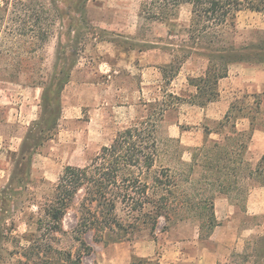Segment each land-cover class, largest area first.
I'll return each instance as SVG.
<instances>
[{"label":"rangeland","instance_id":"rangeland-1","mask_svg":"<svg viewBox=\"0 0 264 264\" xmlns=\"http://www.w3.org/2000/svg\"><path fill=\"white\" fill-rule=\"evenodd\" d=\"M147 1L89 0L81 27L70 26L74 18H84L73 10L63 14L65 25L58 18L51 23L48 38L29 56L42 62L45 83L61 64L71 76L61 95V107H51L47 118L42 86H33L26 78L0 79V226L4 228L3 233L28 234L31 224L44 215L47 204L53 200L66 166L89 164L121 130L149 119L156 125L159 145L155 168L170 169L176 182L172 198L179 213L173 214L170 221L160 219L156 239L149 224L142 220L137 221L134 231L124 239L119 238V231L107 229L102 241H96L94 232H89L86 238L93 253L84 257L85 264H130L134 256L144 257L141 254H153L151 257L158 258L161 264H264V240L261 239L264 237V190L255 195V203L263 206V211L246 213L250 189L264 187L263 179L249 177V170L260 161L264 138L257 139L255 144L251 141L243 156V175L238 184L232 185L234 190L220 192L215 198L216 201L228 197L234 204L231 213L222 205L217 210L222 222L224 216L231 214L227 218L233 221V237L226 239L220 231L210 238L208 227L203 224L202 229V223L209 217L200 218L192 207L211 196L216 188L202 179L204 155L199 153L198 160L193 156L204 144L206 129L215 131L225 116L218 118L222 113L217 104L210 103L205 109L192 105L187 77L197 75L206 67L205 57L194 54L172 82L164 76L162 67L170 62L172 50L182 53L179 45L192 42L187 31L191 5H182L177 17L162 22L145 17L142 5ZM241 1L238 31L228 39L237 46L258 43L264 39V11L253 10L251 6L263 7L261 0ZM8 26L4 27L3 36L10 31ZM226 86H222L224 102H232L246 92H258L263 95L264 108V92H259L252 83L224 92ZM163 108L166 111L160 116ZM42 118L53 123V135L38 140L41 127L38 123ZM240 127H245V123ZM32 130L30 145L39 141L41 144L24 154V143ZM220 138L215 132L210 135V141ZM85 194V190L79 193L64 218L68 232L79 222ZM253 208L256 211L259 207L255 204ZM117 212L129 222L121 203ZM62 245L72 246L74 252L77 249L71 233L63 237ZM7 248L15 246L8 243Z\"/></svg>","mask_w":264,"mask_h":264},{"label":"trees","instance_id":"trees-1","mask_svg":"<svg viewBox=\"0 0 264 264\" xmlns=\"http://www.w3.org/2000/svg\"><path fill=\"white\" fill-rule=\"evenodd\" d=\"M89 0H0V79L17 81L31 80V85L43 87L46 118L49 109L61 107V95L70 80V72L64 65L56 69L48 83L44 82L43 64L34 60L37 51L48 38L50 25L58 18L65 25L63 14L73 10L84 18H74L71 27H81ZM261 6L251 9L264 11ZM192 7L191 21L187 31L191 43L179 45L172 50L174 60L162 67L169 81L181 70L182 64L193 54L205 57L208 66L205 73L190 78L197 92L191 94V102L207 106L219 96V81L229 74L234 63L264 64V39L258 43L237 46L229 41V35L238 31L237 19L243 9L241 0H149L142 5L145 17L169 22L177 17L182 5ZM54 16L55 18H51ZM8 19V22H7ZM9 24L7 36L4 27ZM181 47V48H180ZM33 79V80H32ZM39 79V80H38ZM52 95H51V94ZM178 98V96L176 95ZM263 95L246 92L236 98L224 119L218 122L217 129H206L204 144L198 149L204 155L202 179L215 191L200 200L192 209L199 212L202 223L208 227L209 236L218 225L215 214V198L220 192L233 191L243 175L244 154L247 152L255 130H264ZM166 108L160 112L164 114ZM249 120V128L242 130L238 122ZM38 140L50 138L52 125L42 118ZM156 125L149 119L139 121L121 130L113 142L104 146L89 164L66 166L44 215L33 222L32 229L23 236L4 234L0 226V264H85L84 257L93 253V247L86 235L94 232L96 241H102L106 230L119 231L120 239L127 238L134 231L137 221L149 224L156 239L160 219L170 221L173 214L179 213L174 204L173 194L176 182L168 167L156 169L159 145L156 138ZM33 130L24 143V154L35 150L41 143L33 141ZM221 136L211 140V133ZM210 143V146L207 144ZM198 160V159H197ZM190 165V164H189ZM195 164H191L193 169ZM250 178H261L264 182V155L255 168L249 170ZM151 181V182H150ZM202 180H200L201 182ZM86 194L81 202V217L71 232L64 227V218L76 202L79 193ZM209 202V203H208ZM123 205L129 218L125 222L118 212V204ZM182 208V207H181ZM131 228V230L129 229ZM71 233L77 247L63 246V237ZM107 233V232H106ZM264 240V237L261 238ZM26 241L25 244L22 241ZM12 243L14 249L7 248ZM131 264H160L157 258L134 256Z\"/></svg>","mask_w":264,"mask_h":264},{"label":"crops","instance_id":"crops-1","mask_svg":"<svg viewBox=\"0 0 264 264\" xmlns=\"http://www.w3.org/2000/svg\"><path fill=\"white\" fill-rule=\"evenodd\" d=\"M171 55H172V57H171L170 62H167L164 65L171 64L173 62L174 55L172 53H171ZM191 57H189L187 60H189ZM187 60H185V62L182 64L181 70L177 73L176 76L173 77V79L170 80V82L175 80V78H177V76L181 73L182 68H183V66H184V64L186 63ZM207 66H208V60H207L206 67L200 73H198L195 76L189 75L187 77V81H188L187 82V86L189 88L188 90H189V94L190 95L191 94H195L197 92L196 87L191 84L190 78L198 77V76L203 75L205 73L206 69H207ZM247 83H252L254 85V87L259 92H264V64H262L260 66H246L245 64L234 63V64L230 65L228 76L225 77V78H222L219 81V92H220L219 98L222 97V100L221 99L219 100V98H218L216 101L210 102V103H214V104H217L218 106H220V113H222V115L218 116V118L224 117L227 114V112L230 109L231 103L233 102V101L232 102L228 101L226 103V102L223 101V94H222L223 88H222V86L227 85L226 89L224 90V92H226V91H231V90L233 91V90L242 89V88H244L246 86ZM27 89L29 90V89H33V88L28 87ZM192 105L193 106H198V107L203 108V109H205V107H206V106L203 107V106H200V105H197V104H194V103ZM242 122L245 123V127H240V124ZM249 125H250V123H249L248 119H242V120H240L238 122V127L240 129H242V130L248 129ZM261 137L264 138V130H261V129L255 130L253 138H252L253 144H255V141H257V139H259ZM260 154H261L260 157L262 158V156L264 155V146L262 147ZM259 190L263 191L264 187H260V188L254 187V188L250 189V195H249L250 197H249V200H248L247 210H246L247 214L253 215V214L260 213V211H263L262 210L263 206H260L258 203H255V195H256V193H259ZM255 204L258 205V207H259L256 211H254V208H253V206ZM220 205L227 207L228 210H229V213H231L232 209H235L234 208V204L232 205V203L230 202L228 197L216 199V201H215V210H216V218L218 220V225L214 228L212 234L210 235V238H212V239L220 231H222L223 234H225L226 239L228 237H233V235H232L233 232L231 230V226H232L233 221L231 219L227 218V217H231V214H228V215L224 216L225 218H223L224 219L223 222H225V223H223L222 222V216H219V212L217 211L218 207ZM141 255H143L144 257L148 256L150 258H156V257H151V255H153V254H147V255L141 254ZM159 262H160V260H159Z\"/></svg>","mask_w":264,"mask_h":264}]
</instances>
